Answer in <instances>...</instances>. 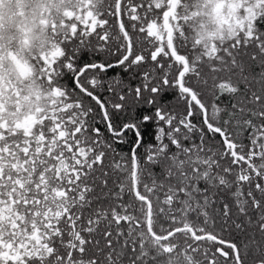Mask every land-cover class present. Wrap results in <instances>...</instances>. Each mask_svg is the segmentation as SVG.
<instances>
[{"label":"snow or ice","instance_id":"snow-or-ice-1","mask_svg":"<svg viewBox=\"0 0 264 264\" xmlns=\"http://www.w3.org/2000/svg\"><path fill=\"white\" fill-rule=\"evenodd\" d=\"M0 264H264V0H0Z\"/></svg>","mask_w":264,"mask_h":264},{"label":"flooded vegetation","instance_id":"flooded-vegetation-1","mask_svg":"<svg viewBox=\"0 0 264 264\" xmlns=\"http://www.w3.org/2000/svg\"><path fill=\"white\" fill-rule=\"evenodd\" d=\"M110 72V71H109ZM117 74L123 75V73L121 71H112V74L107 73L108 77H114Z\"/></svg>","mask_w":264,"mask_h":264},{"label":"trees","instance_id":"trees-1","mask_svg":"<svg viewBox=\"0 0 264 264\" xmlns=\"http://www.w3.org/2000/svg\"><path fill=\"white\" fill-rule=\"evenodd\" d=\"M112 71H121V69L117 68V69H113V70H110V72H108L109 74H112ZM219 139V138H217ZM125 151H127V149L125 148Z\"/></svg>","mask_w":264,"mask_h":264}]
</instances>
